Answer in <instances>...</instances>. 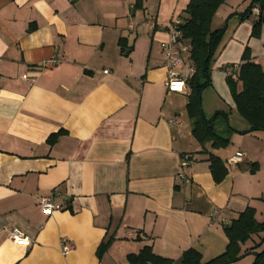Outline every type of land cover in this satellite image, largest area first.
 <instances>
[{
  "label": "crops",
  "instance_id": "0c3cea01",
  "mask_svg": "<svg viewBox=\"0 0 264 264\" xmlns=\"http://www.w3.org/2000/svg\"><path fill=\"white\" fill-rule=\"evenodd\" d=\"M190 1L0 0V264H129L146 245L173 264L191 248L208 261L248 207L264 221V131L244 133L226 81L246 48L264 68V26L253 37L254 16H241L251 0H227L212 22L226 27L225 43L203 109L230 111L217 128L241 132L206 149L224 161L243 153L217 184L193 135L189 90L165 83L163 45ZM45 197L62 209L45 214ZM14 230L28 240L14 242Z\"/></svg>",
  "mask_w": 264,
  "mask_h": 264
},
{
  "label": "trees",
  "instance_id": "16d2710c",
  "mask_svg": "<svg viewBox=\"0 0 264 264\" xmlns=\"http://www.w3.org/2000/svg\"><path fill=\"white\" fill-rule=\"evenodd\" d=\"M227 0H191L185 16L178 25L182 37L190 45L189 57L195 66V73L188 76L187 84L190 88L187 101V112L193 125V135L202 146V152L208 153V162L215 183L220 184L229 174L228 163L206 149L210 144L213 149L227 148L231 143V136L241 132L228 126L219 134L215 121L220 116L228 118V113L219 111L214 117L208 118L203 109V92L211 86V63L217 47L224 35L226 27L212 28L213 19ZM257 7L258 14L253 13ZM242 18L254 16L252 36L260 37L264 26V0H251L248 7L241 13ZM32 28H30L31 30ZM122 45V40H121ZM131 49L122 46V52L127 55ZM238 114L249 124V129L244 133L264 131V68L253 61L250 48H246L238 68L226 77ZM62 134L51 135L49 144L53 145ZM228 238L226 249L218 256L204 261L201 253L191 248L182 257V264H233L247 255H254L252 264H264V221L256 218V210L248 207L239 217L229 225L224 226ZM258 236L260 242L255 246L242 251V246ZM112 243L110 238L103 241L97 250L101 259ZM129 264H173L172 259L156 255L150 245L144 246L138 253H130L127 257Z\"/></svg>",
  "mask_w": 264,
  "mask_h": 264
},
{
  "label": "built area",
  "instance_id": "2783aa9c",
  "mask_svg": "<svg viewBox=\"0 0 264 264\" xmlns=\"http://www.w3.org/2000/svg\"><path fill=\"white\" fill-rule=\"evenodd\" d=\"M253 13H259L257 7L253 8ZM179 24H181L180 19L172 22L170 25L171 41L163 45V53L167 63V77L165 83L172 91L190 90L187 84V78L195 73V66L189 57L190 45L178 30ZM242 157L243 153L238 151L227 159V163L229 165H235ZM190 162L191 157L189 155L184 156L181 162L182 168L187 167ZM178 178L188 181V177L184 172L180 173ZM38 204L45 214H52L54 211L62 209L61 204L47 197L40 199ZM212 216L217 217L218 213L213 212ZM223 221L226 222L225 219H223ZM11 238L14 242H24L28 240L24 233L19 230L12 231ZM72 249L73 245L71 244H65L63 246V251L65 253Z\"/></svg>",
  "mask_w": 264,
  "mask_h": 264
},
{
  "label": "rangeland",
  "instance_id": "374dc122",
  "mask_svg": "<svg viewBox=\"0 0 264 264\" xmlns=\"http://www.w3.org/2000/svg\"><path fill=\"white\" fill-rule=\"evenodd\" d=\"M240 1H242V0H240ZM245 8H246V6H245ZM225 27V26H224ZM221 28H223V27H221ZM225 33H226V30H225V32H224V35H223V37H222V39H221V41H220V43H219V45H218V47H217V50H216V53H215V56H214V59H213V61H212V63H211V71L213 70V65L215 64V62H216V60L218 59V57L220 56V52H221V50H222V48H223V45H224V43H225ZM219 112V111H218ZM217 113V111L216 112H214V113H212V115H210V113L208 112V118H212V117H214L215 116V114ZM227 113H228V119L230 120V118H233V120H234V116L235 115H238L239 116V118H241V116L238 114V112H234L235 113V115H233V114H231L230 113V111H227ZM223 117V116H222ZM221 117V118H222ZM218 120H221L220 118H218L217 119V121H215V124H214V127H215V129H216V131L219 133V134H222V132L217 128V126H218V124H217V122H218ZM232 120V119H231ZM222 121V123H224V125H226L227 123H226V120H221ZM232 123V122H231ZM227 126V125H226ZM231 126V125H230ZM223 134H225V133H223ZM222 134V135H223ZM264 175V174H263ZM255 238H259V237H257V236H255ZM259 240V242H260V238L258 239ZM246 244V245H245ZM244 245L246 246V248L247 247H249V246H255V242L254 241H248L247 243H245ZM262 247V245L259 247V248H255V250L256 251H260V250H262V249H260ZM246 251V250H245ZM243 259V258H242ZM254 258L252 257V256H247L245 259H243V260H241V261H239V262H236V263H233V264H250V262L253 260Z\"/></svg>",
  "mask_w": 264,
  "mask_h": 264
}]
</instances>
